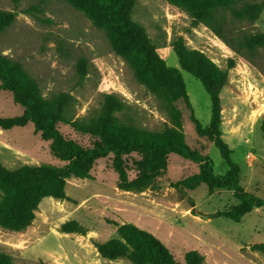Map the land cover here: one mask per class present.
I'll use <instances>...</instances> for the list:
<instances>
[{"label":"rangeland","instance_id":"obj_1","mask_svg":"<svg viewBox=\"0 0 264 264\" xmlns=\"http://www.w3.org/2000/svg\"><path fill=\"white\" fill-rule=\"evenodd\" d=\"M259 1L235 0L234 5L240 8L246 2ZM0 8L17 14L13 25L0 34V52L18 62L44 97L70 95L68 116L72 120L97 115L104 94L114 93L126 105L119 113L121 118L152 130L173 124L168 107L136 78L105 32L69 1L0 0ZM133 19L167 55L169 66L180 68L170 45L183 37L188 47L228 70V82L221 92L222 137L233 150L232 160L241 168V186L264 198V47L254 51L242 47L244 34L264 33V10L255 21L236 19L229 10H222L212 26L194 24L185 9L168 0H138ZM80 64L86 69L84 78ZM182 73L194 113L206 126L211 118L210 95L199 79L186 70ZM174 105L182 112L187 143L210 156L216 174H224L228 166L220 150L197 134L182 100ZM22 112L23 107L0 82V117ZM57 127L67 139L82 146L95 142L68 122L61 121ZM113 157L97 159L89 178H68L65 200L43 198L33 223L25 230L0 226V252L9 254L14 264H133L126 258H103L96 247V242L119 238V225L133 223L161 239L180 264H185L190 250L204 256L203 264H264V253L254 247L264 242V207L253 209L239 222L217 216L218 211L238 203L233 189L210 193L205 183L194 190L175 186L178 180L200 172L199 163L175 153L168 156L167 168L152 187L142 192L124 191L118 187ZM139 159L137 153L125 156L130 179L138 174ZM0 162L9 169L64 163L32 121L9 129L0 127ZM72 221L86 232H64L63 226Z\"/></svg>","mask_w":264,"mask_h":264},{"label":"trees","instance_id":"obj_2","mask_svg":"<svg viewBox=\"0 0 264 264\" xmlns=\"http://www.w3.org/2000/svg\"><path fill=\"white\" fill-rule=\"evenodd\" d=\"M67 1L105 32L114 51L128 62L136 78L168 107L173 124L152 130L139 126L131 119L121 118L119 113L124 112L126 105L114 93L104 94L97 115L72 120L68 116L70 95L62 93L53 98L44 97L37 82L23 74L18 62L0 52L1 88L12 92L14 101L23 107L20 115L0 117V127L9 129L32 121L42 137L51 141L55 156L64 162L62 165H23L16 169H9L0 162V226L14 231L25 230L33 223L35 211L43 198L65 200L67 179L72 176L89 178L95 161L110 154L114 156L113 166L118 173L121 190L142 192L152 187L156 177L167 168L168 156L175 153L200 165L199 173L178 180L175 186L194 190L205 183L210 193L217 189H233L238 203L218 211L217 216L239 222L253 209L264 207V198L241 186V168L232 160L233 150L222 137L221 92L228 82V70L221 69L201 51L188 47L183 37L175 38L170 45L180 68L169 66L167 55L151 41L146 28L133 19L138 0ZM168 1L185 9L194 24L205 22L212 26L217 13L222 10H229L236 19L248 21L257 20L264 10V0L246 2L240 8L235 7V0ZM16 16L15 11L0 8V34L13 25ZM219 34L226 38L220 31ZM242 47L248 51L264 47V33L244 34ZM82 65L80 73L84 78L86 69H82ZM182 69L199 79L210 95L211 118L206 126L194 113ZM179 100L190 110L197 134L207 137L220 150L228 166L224 174H216L210 156L187 143L182 129V112L174 105ZM61 121L95 138L93 146L85 147L67 139L57 127ZM261 130L264 137V115ZM132 153L140 156L136 161L138 174L134 179L129 178L125 162V156ZM63 231L86 232L76 221L65 224ZM118 234L119 238L96 242L103 258H126L133 264H180L161 239L133 223L119 225ZM254 247L264 253V242ZM203 261L204 256L197 250L185 254V264H203ZM0 264H14V261L9 254L0 252Z\"/></svg>","mask_w":264,"mask_h":264}]
</instances>
